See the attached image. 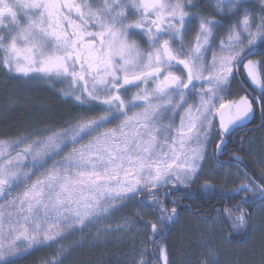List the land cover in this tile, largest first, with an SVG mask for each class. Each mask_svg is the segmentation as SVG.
Here are the masks:
<instances>
[{
    "label": "snow or ice",
    "instance_id": "obj_1",
    "mask_svg": "<svg viewBox=\"0 0 264 264\" xmlns=\"http://www.w3.org/2000/svg\"><path fill=\"white\" fill-rule=\"evenodd\" d=\"M0 72L68 106L0 137V264L38 246L70 264L113 238L130 246L117 264H168L165 219L225 168L230 200L264 201V0H0Z\"/></svg>",
    "mask_w": 264,
    "mask_h": 264
},
{
    "label": "trees",
    "instance_id": "obj_2",
    "mask_svg": "<svg viewBox=\"0 0 264 264\" xmlns=\"http://www.w3.org/2000/svg\"><path fill=\"white\" fill-rule=\"evenodd\" d=\"M4 77L5 74L0 73V137L14 136L30 122L43 125L54 117L58 118L67 110L68 106L62 103L63 97L48 85L36 84L26 78H20L9 81V86L5 89L3 87ZM7 96L18 97V102H6ZM214 179L213 182L216 183V177ZM203 186L204 184L200 183L197 188L192 189L194 198L182 202L181 209H178L177 214L173 216V221L167 219L164 221V229L168 232L163 235L162 239L167 243L168 264H201L203 262L202 244L200 242L203 235L201 232L203 224L213 227L214 229H207L211 231L213 241L218 242L219 240L218 230L213 225L217 208V187L215 193H210ZM197 189H200V191H197ZM196 225L197 227H195ZM198 229L200 230L198 231ZM210 233L206 232L203 242L209 238ZM215 234L217 235L215 236ZM157 237L149 236L148 238H151V240L161 239V237L159 239ZM262 241H264L263 237L254 240L257 243ZM111 247L104 246L102 250H89L84 245L78 247L69 256L70 264H89L90 260L94 261L101 257L104 264H107L105 258L117 259L122 253L130 254L129 245L119 248ZM247 249H251V247ZM252 249L257 250L256 247ZM75 254H77V257L74 261ZM48 256L49 251L37 250L26 258H22L18 264H40V261ZM180 256L183 257L179 261Z\"/></svg>",
    "mask_w": 264,
    "mask_h": 264
},
{
    "label": "flooded vegetation",
    "instance_id": "obj_3",
    "mask_svg": "<svg viewBox=\"0 0 264 264\" xmlns=\"http://www.w3.org/2000/svg\"><path fill=\"white\" fill-rule=\"evenodd\" d=\"M77 2H79V0H77ZM0 73L4 74L3 72ZM246 131H248V129H245V132ZM243 134L244 133H241V135ZM253 135L258 138L262 133L255 132ZM233 147H236V145H233ZM210 157L213 158L215 167L218 168L214 155H210ZM240 179L241 178L236 176L233 172L228 171L227 168H225L224 172L216 176L217 208L223 209L224 206L227 205L230 211L229 215L226 217L222 210L218 213L216 208V216L213 225L215 224L214 227L218 230L219 240L215 253L217 256L215 264H264V241L253 243L258 237L264 238V201H261L259 190L255 188L254 190L257 191V196L252 197L249 194L250 203L248 204L230 200L229 196L232 192L237 190V184ZM225 193L228 195H225ZM252 200L256 202L251 203ZM240 215H243L245 220L243 228H240L239 221L234 219V217ZM233 224L236 226L234 227ZM167 232L165 234H167ZM221 238L224 239V242H221ZM222 243L226 246L222 247ZM251 243L255 244V246H251ZM248 247H251V249H247ZM255 247L257 250L252 249Z\"/></svg>",
    "mask_w": 264,
    "mask_h": 264
},
{
    "label": "rangeland",
    "instance_id": "obj_4",
    "mask_svg": "<svg viewBox=\"0 0 264 264\" xmlns=\"http://www.w3.org/2000/svg\"><path fill=\"white\" fill-rule=\"evenodd\" d=\"M43 84H46V85H48L49 87H51L49 84H47V83H43ZM52 88V87H51ZM57 92V91H56ZM58 93V92H57ZM211 148L209 149V152L211 153ZM212 169H217L216 167H215V164H214V160H213V158H209V160H208V162H207V166H206V173L207 172H209L210 170H212ZM216 176H206V177H204V179H208V180H215L214 178H215ZM204 179H202L201 180V182L200 183H202V184H205L206 183V181L204 180ZM117 215L118 216H120V215H127V210L124 212V213H117ZM108 219H113L112 217H109ZM173 220H174V217L172 218ZM172 220V221H173ZM123 223V221H116V220H113V223H112V227L113 228H116L118 225H120V224H122ZM170 224V223H169ZM215 225V224H214ZM170 226V225H169ZM97 227L99 228V229H101V230H103L105 227H106V224H105V222H103V221H101L98 225H97ZM168 227V226H167ZM195 227H197V225L195 226ZM207 228H209V229H214L213 227H211V226H206V225H204L203 224V227L201 228V232H202V240L205 238V236H206V232L207 233H210L211 231L209 230V229H207ZM197 229V228H196ZM200 229H198V231H199ZM164 234L166 233V229H164V232H163ZM163 234V235H164ZM217 234H215V236H216ZM211 237H212V233H210V236H209V238L207 239V240H205L204 242L201 240L200 242H201V244H202V251H203V253H202V256H203V262L201 263V264H210V263H213V264H215L216 263V261H217V256H216V251H217V246H218V242L215 240V241H213V237H212V240H211ZM149 240H151V238H148ZM157 239H159V237H157ZM80 240V234L79 233H73L72 235H69V236H67V238L65 239V240H63L62 241V244L65 246V247H68L69 245H74L77 241H79ZM160 240V239H159ZM224 239L223 238H221V242H224L223 241ZM214 242V244H212L213 242ZM212 242V243H211ZM254 243H257V242H254ZM252 244V243H251ZM250 244V245H251ZM84 246H86V247H88V245L85 243V244H83ZM126 245H128V243L125 241V240H123V239H110L109 240V242L106 244V245H104L105 247L106 246H112L111 248H116V247H121V246H126ZM226 245L225 244H223L222 243V247H225ZM251 246H255V244H252ZM55 247H60V245H56ZM88 249L89 250H91L89 247H88ZM37 250H47V251H49V255H50V253H51V251H52V249H49V248H47V247H45V246H38L37 248H36V250L35 251H37ZM230 251V250H229ZM32 252H34V251H32ZM31 252V253H32ZM231 252V251H230ZM76 257H77V254H75L74 255V257H73V260L75 261V259H76ZM182 257L183 256H180L178 259H179V261L182 259ZM105 260H106V262H107V264H116L117 263V259H115V258H105ZM178 261V262H179ZM116 262V263H115ZM210 262V263H209ZM168 263H169V260H168Z\"/></svg>",
    "mask_w": 264,
    "mask_h": 264
}]
</instances>
